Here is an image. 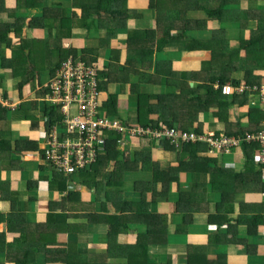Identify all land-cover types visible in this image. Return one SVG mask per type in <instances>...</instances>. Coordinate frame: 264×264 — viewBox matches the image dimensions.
I'll return each instance as SVG.
<instances>
[{
    "label": "trees",
    "instance_id": "obj_1",
    "mask_svg": "<svg viewBox=\"0 0 264 264\" xmlns=\"http://www.w3.org/2000/svg\"><path fill=\"white\" fill-rule=\"evenodd\" d=\"M174 1L176 2L169 0L150 1L149 6L154 9L155 16H160L159 19L155 18L156 24L160 19H163L164 24L161 28L155 31L143 24L146 30L137 29L127 34L125 21L133 16L127 8V0H71L68 3L69 6L71 5L69 11L65 9V3L54 0L52 2L50 0L49 2L48 0H0V14H7L10 19H13V22L10 23H0V56L2 59L4 58V62L6 61L5 66L12 69L14 74L18 70L20 72L24 69L28 71L31 79L35 71V68L33 69L30 66L33 65V55L36 51H44L46 57L49 55L51 58L56 55L59 63L66 62L69 58H72V65H76L78 62L83 63V60L91 61L88 64H83L85 67H94L96 71L94 74L97 81L96 92L98 99L102 101L105 116L119 118L120 105L128 103L127 101H121V96L133 100L137 98L138 110L136 117H134V122H137V124L126 125L119 120L127 128L125 133L107 130L104 135L107 141L106 151L98 153L95 163L77 173L84 172L90 175L93 173L96 176H105L108 197L117 196L121 198L125 196L122 191L124 175L129 177L130 174L137 171H141V173L149 171V175L153 173L151 184H143L140 187L141 195H138L137 192L132 195L134 197L140 196L139 199L142 204L138 211L133 212V216L106 218L113 226L119 225L118 230L111 226L112 236L114 237H118L119 233L123 232L128 235L131 234L132 230H130L129 224L133 221L137 220L138 225L146 226V230H139L136 233L135 244L119 245L116 238H114V242L111 244V248H114L113 251L103 259H90L86 257V254L70 253L68 255L61 253L60 248H51L56 246L53 244L51 246L47 244L43 247L41 242L36 244L28 241V238L32 235L31 230L25 234V238L24 233H22L25 241H18L11 247L14 249L10 251L14 258H11L9 254L7 260L13 264L33 263L42 254L45 257L44 262L56 264L176 263L170 256L166 262L158 261L160 255H154L151 258L148 248L151 241L155 242V246H165L170 244V238L176 241L175 234L185 233V235H188L186 226L192 220L193 215L191 214H203L206 211L204 210L205 205L200 203L201 201L195 205V192H191L190 183V189L182 191V181H187L185 180L187 174L206 176L208 182L207 184H201L202 187L221 197V201L216 205V212L221 215V220L218 221V226L214 227L220 229L233 221V225L229 226L233 234L232 238L223 237L222 235H216L217 238L207 236V243L202 244L198 250H193V244H189L190 255L186 257L187 264H227L225 254H217L215 259L209 261L207 255L212 253L209 248L211 246L243 245L248 240L236 238L239 226L246 227L251 232H255L258 225L263 226L264 216L252 217L253 214L261 213L264 210V204L258 205L252 200L253 197H260L261 193H264V170L254 162L253 158L254 149L259 144L246 140L240 146V150L245 156L243 167L240 168L239 172L227 170L225 167H221L220 161L217 160V157L224 153L223 150L218 154H210L213 147H210L205 139H207L212 128L210 125H202L201 118L205 112H208L215 123L225 126L224 132L228 138L241 137L245 133L247 136L250 134L249 132L254 133L259 130L255 125L252 129L250 128V131H246L241 123L246 119V116H236L234 113V106L249 107L248 94L243 97H225L221 92H217L213 85L216 82L225 84L232 81V79H234L233 84L235 86L241 84L261 85L259 79L253 77V73L264 74V0ZM12 3H15L17 7L14 12L10 11ZM23 9H35L41 16H33L28 26L24 28L26 18H20L22 16L17 14V11L21 14ZM166 9H168L166 17H162ZM170 11L171 15L169 16ZM201 11L205 12L208 18L203 19V21L189 18L190 12L198 13ZM251 11H258L259 14L252 18ZM259 11H262V13ZM103 14L107 19L103 18ZM139 15L140 13H137L132 18L141 19L143 16L137 17ZM91 17L94 18V21L92 20L94 25L90 22ZM211 17L217 24H221V27L214 31L212 42H201L197 38L191 39L189 37L185 42L183 38L186 37V33L197 36L208 30L210 25L208 20ZM253 22H256L255 27H252ZM77 27L84 29L85 33L86 31L90 33L86 36L85 34L82 36L77 35L73 32L74 28ZM25 29L27 31L40 30L41 35L35 37L26 32ZM227 29H230V33ZM54 30L56 31L55 34ZM173 30H178V33L174 35ZM242 32H245L244 38ZM220 33L227 36L228 40L232 35L240 33V39H236L238 40L236 42H230V39L228 42L231 46L225 50L218 37ZM76 37H79V39ZM85 39L89 42H85ZM93 39L100 40L97 42V46L93 45ZM124 40H126L127 45L119 43V41ZM66 42H71L70 48L64 46ZM114 42L117 43L116 47L111 46L114 45ZM177 42H184V50H178V52L182 57L187 58L189 62H198L200 65L198 71L177 70L175 68L178 67H175L173 63L160 61V55L168 48L169 44L175 45ZM16 44L20 46L18 49L13 47ZM51 44L53 48L49 49L48 47ZM77 48H81L79 53H77ZM7 50H11L9 58H6L5 55ZM107 52H110V54L108 56L104 55ZM78 54H80V57L77 59ZM54 68L53 72L58 67ZM241 76L242 80L240 79ZM190 84L195 86L191 87ZM111 85L120 86L121 94L112 92ZM153 85L158 86L160 91L165 87L167 91L168 88H172L174 91L168 95L162 92L159 96L143 92V89ZM126 86H129V88ZM20 89H22V85ZM127 89L128 95H125ZM42 91V95L46 97L49 92L48 87L43 88ZM143 99L145 102L142 101ZM257 112L256 110L249 112L250 122L252 116L259 118ZM45 113L47 119H50L48 124L51 125L59 120L53 110L48 108ZM6 120L7 111L0 104V161L9 151L8 159L13 155L9 150L10 143L6 139L7 135L2 132L6 129L4 127ZM148 127L150 129L155 128L153 130H173L179 135L187 134L191 136L193 134L196 140H189L188 142L177 140L179 143H172L168 140L160 141L153 139L151 136H138L130 132L131 128L143 129ZM200 137H202V141L198 140ZM128 140H137L139 143L135 141L131 145ZM120 143L121 145L125 144L126 150L121 151ZM24 144L29 146L31 142ZM34 144L30 146V152L37 151L42 153L43 156V151L39 149L36 143ZM142 144H147V147H143ZM17 145L18 147L14 143L17 148L16 153H20L19 150H23V148L19 144ZM152 145L164 149L166 154L177 152V162L171 163L170 169L167 171L162 169L161 164L152 161V152L149 148ZM1 168L2 166H0V176ZM50 170L54 172L55 180L59 181L58 192L64 191L65 188L67 190L66 176L55 172L51 168ZM88 183L91 184V182ZM1 184H3V181L0 179ZM170 187L173 189L170 190ZM202 187L197 192L200 200ZM0 191H2L1 188ZM171 193H177L180 197L188 200L187 208L182 211L185 216L182 218L183 222H179L181 225L184 223L180 229L174 227L168 217L150 211L151 207L157 208L162 205L161 203H166V196ZM69 195L73 197L69 204L67 205L66 202L58 203L55 205L54 210L60 209L62 213L66 212L69 217L74 218V215H69V212L72 213L71 210L82 212L79 207L74 205V201L79 197V194L70 193L68 197ZM61 200L64 201L65 199ZM247 200H249V203ZM225 205H230L232 210L222 208ZM126 206H128L127 203L123 204L121 202L116 206V211L126 213ZM90 211L94 212V207ZM178 214L180 216L182 213L178 211ZM14 216L18 217L15 220L16 225L23 224L28 228L33 226L27 224L24 213H17ZM89 219L92 220V218ZM255 222H258V225ZM34 231L39 233L38 230ZM2 236L0 234V237ZM207 244L210 246H207ZM122 246L127 250L125 258H123ZM53 251L58 252L55 258L49 254ZM157 261L160 263H157Z\"/></svg>",
    "mask_w": 264,
    "mask_h": 264
},
{
    "label": "crops",
    "instance_id": "obj_2",
    "mask_svg": "<svg viewBox=\"0 0 264 264\" xmlns=\"http://www.w3.org/2000/svg\"><path fill=\"white\" fill-rule=\"evenodd\" d=\"M52 1L50 0V2ZM54 1L61 2L63 4L65 3V9H67L68 11L70 10L71 5L69 6L68 3L71 0ZM149 5V0H145V3L140 4L139 7H142L143 9L138 10V12L140 13V11H143V19H138L137 21H135L136 25H132L131 29L137 30L139 28L137 26H142L143 24H146L147 26L150 24L149 28H153L154 24L156 23V16L154 9L150 8ZM10 10L13 12L17 10L15 3H12L10 5ZM29 10H21V15H25ZM31 11L33 13L38 12L35 9ZM17 14L20 15L19 11H17ZM197 14V16L194 15L192 17L196 19L198 17H201L200 20L202 21L203 19L208 18L206 13L203 11L198 12ZM203 14L205 15V17H203ZM33 15H30V17H33ZM28 19L30 18L26 17V23L23 26L24 28H26L29 24ZM90 20L91 24L94 25V18L91 17ZM208 21H210L211 28L215 29V25L217 23L213 20V17L209 18ZM10 22H13V19H10L7 14H0V23L6 24ZM218 25L221 27V24H217V28H220L218 27ZM217 28L215 30H217ZM232 28L234 29V27ZM212 29L203 31L197 36H194V34L192 33H186V37H189L191 39L197 38L199 41H201V39L212 35L211 38L207 40L210 41L214 36V30ZM25 30L35 37L41 35L40 30ZM173 31H176L175 34L178 33V30ZM26 32L24 33V35L26 34ZM242 33L244 38L245 32ZM239 37L240 33L234 34L230 42L238 41L236 39H240ZM66 43H64V46L66 45ZM177 43H181V47H183L184 42ZM177 43L175 44V46H177ZM175 46H171L166 49H171V51L179 50V47ZM13 47L15 49H18L20 46L19 44H16ZM183 50L184 47L180 51ZM10 51L11 50L6 51V58L10 57ZM3 59L0 56V93L4 95L2 97V95L0 94V103L4 105L3 107L7 111L6 124H9L10 127L9 130L5 129L2 132L7 135L6 139L9 140L10 143L9 150H11V153H13V155L8 159V156L10 154L9 151V153H7L0 161V166H2L0 179L3 181V184L0 185V188L2 190L0 191V198H2L0 199V234L3 235L2 237H0V264H13L9 260H7L9 254L11 258H14L12 253L10 252L14 249H12L11 247L18 241H23L25 238V234L29 233L31 230L32 235L28 238V241L34 242L36 244H39L41 242L43 247L47 244L50 246L53 244L56 246H52L51 248H60L61 253H65L68 255H70V253H75L77 255L86 254V257L90 259H103L108 253L113 251L114 248H111V244L114 242V238H116V242L119 245L135 244L136 233H138L139 230H146V226L138 225L137 220L133 221L129 224V228L130 230H132L131 234L128 235L123 232L119 233L118 237H114L112 236L111 226L114 227L115 230H118L119 225L116 224L115 226H113V224L106 219L107 217L122 218L126 216H133V212L139 210V208H137L138 206H135L133 208H129V205L126 206V213L116 211V206L121 202L125 204L127 201L132 202L135 200H130V196L128 194L123 196V198L117 196L108 197V195L106 194L108 187L106 186L107 183L105 181V176H96V174L93 173H91L90 175L84 172L73 174L72 178L76 176L78 181L77 183H75L71 176L66 177L67 181L65 182V184L66 186H68L67 190L65 188L64 191L58 192L57 186L59 184V181L55 180V174L52 170H50L49 165L44 161L42 153L37 151L30 152V146H33L35 144L33 141L26 140L25 138L34 135L35 131H39L41 129V126L44 127L45 130L47 128L42 118L45 116L47 117L45 110H48V104L44 99H42V96H44L42 95V89L50 85V80L53 75V68L60 66L61 62H58V57H56V55H53L49 60L48 56L47 58L45 57L43 51H36L33 55V65H30L33 69L35 68L34 74H32L33 76L31 79L28 71H25L24 69L20 72L18 70L14 74L12 69H9L5 66L6 61L4 62ZM43 64L51 66L48 70L47 80H44V78L39 74L41 66ZM36 69H38V73L36 72ZM240 79L242 80V76ZM232 81H234V79H232ZM21 85L22 89H20ZM261 86H264V81L261 82ZM38 104L42 105L39 106ZM9 112H15L17 115H13L14 118L13 116H10L8 118ZM33 125L35 126L33 127ZM16 135L18 136V138H16ZM23 139L26 141V143L31 142V144L29 146L27 144H24V142H22ZM14 143L17 147V144H19L23 148V150H19L20 153H16L17 148L14 146ZM142 146L147 147V144H142ZM38 147L42 151V149L45 147V142L44 147H40L39 145ZM149 148L152 152V161L164 166V170L166 171L170 169L169 167L171 163L174 164L178 160L177 152L166 154L164 149L159 148V146L157 145H152ZM158 157H160L161 159L164 158V160L159 161ZM230 157L231 156H229L228 161H234L235 163V159L233 157ZM26 163L36 164H32L30 165V167L24 168L23 166ZM138 172L141 173V171H137L136 173L130 174L129 177L128 175H124V179H132ZM151 175L149 180L150 182L153 181ZM186 176L187 178L190 177V180H187L186 178L185 180L187 181H182L181 187H183L184 189H182V191L190 189L189 183L191 184V187L194 186V182L197 180H192V177H200L202 179L201 184H207L208 182L207 177L202 174H187ZM87 181L91 182V184ZM125 186L126 182L124 181L122 190L123 193ZM171 186L173 187V185ZM172 189L173 188H171L170 190ZM201 192L202 193L200 197H207V204H209V207L204 208V210L206 211L203 212V214L193 215L191 222L187 224L186 227L188 229L192 228L197 236H194L193 240L191 241L190 237L188 235H185V245L183 246V250L181 249V247H178L175 250L176 254L174 253L176 259L174 260L175 262H177V264H187L186 259L185 261L181 260L179 255H185L186 253L187 255H190V249L188 247L189 244L194 245L196 242L205 243L207 240V236H210L211 238H217L215 237L216 235H222L223 237L226 236L227 238H232L233 236L231 230L229 229V226L233 225V221H231L229 225H225L218 229L214 226H218V221L221 220V215H218L215 212H213L212 216L208 215L210 214L211 209H214L216 211V205L221 201V197L217 194H213L209 189L204 187H202ZM70 193L79 194V197H77L74 201V205L76 207H79L82 212H78L75 210H71L72 213L69 212V215H74L76 218L69 217L66 212L62 213L60 209L54 210L55 205L58 203L66 202L67 205L69 204V201L73 198L70 195L68 197V194ZM134 198H137L136 200H138V197ZM61 199L65 200L62 201ZM92 207H94V212L90 211ZM157 208L163 209L164 205H160ZM17 213H24L26 215L27 224L33 225L34 227L32 226L28 228L23 224L16 225L15 220L18 217L14 216V214L17 215ZM163 214H166V212H163ZM167 214H171V216L173 217L168 218L174 227H176L177 229L183 227L184 223L183 225H181L179 222H176L174 215L171 212ZM259 215L264 216V210H262L261 213L257 212V214H253V217L255 218V216ZM89 218H92V220H90ZM257 223L255 222L256 225H258ZM213 227L217 230L212 231ZM243 228L245 232L247 228ZM34 230H38L39 233L35 232ZM257 231H259V233H257ZM257 231V234H255L253 238H250L246 244L242 245L243 247H247L248 254H239L240 250L237 249V246L240 245L211 246L209 248V251L212 253L207 255V259L209 261H212L213 259H215L217 254H221L220 249L222 247H228L233 248L232 251L234 252L231 253L232 256H229L227 264H264V250L259 248L261 239L264 237V224L263 226L258 225ZM22 233H24V238L22 236ZM196 238L197 240L194 241V239ZM170 241V244L165 245L171 247L169 253L165 250V246H155V242L151 241L148 248L151 258L154 257V255H168L171 251L173 254L174 243L176 241L171 238ZM27 244H29V242H27ZM214 251L216 254L213 253ZM122 252L123 258H125L127 250L124 246H122ZM49 254L54 256L55 258L58 252L53 251L49 252ZM44 261L45 257H43L42 254L41 257H39L35 262L28 264H45L46 262ZM46 264L56 263L49 262Z\"/></svg>",
    "mask_w": 264,
    "mask_h": 264
},
{
    "label": "built area",
    "instance_id": "obj_3",
    "mask_svg": "<svg viewBox=\"0 0 264 264\" xmlns=\"http://www.w3.org/2000/svg\"><path fill=\"white\" fill-rule=\"evenodd\" d=\"M67 62H62L52 76L49 92L45 101L50 108L56 110L59 120L55 122L48 134L45 135V149L43 159L55 172L66 177L80 172L96 161L98 153L106 151L107 141L104 138L107 130L125 133L127 128L119 121H112L105 116L102 109V101L98 99L96 92L97 81L94 74L87 71V67L80 68L79 65H72L68 68ZM92 87V88H91ZM258 96V102H251V108L261 110L264 114V86L242 85L232 87L230 85L222 88L225 96L235 95ZM102 109V111H101ZM101 111V113H100ZM134 135L140 134L154 137L156 132H162L160 138L172 143H179L177 140L188 142L195 140V135H179L173 130L150 129L147 135L141 128H131ZM145 133V134H143ZM153 134V135H152ZM255 142L259 145L254 149V162L264 170V130L250 133L243 139L228 138L221 135L218 139L207 138L205 141L212 143L213 150L210 154H221L223 157L232 156L235 148L240 147L245 141ZM235 163L227 162L225 168L233 169ZM264 197V193L262 194Z\"/></svg>",
    "mask_w": 264,
    "mask_h": 264
},
{
    "label": "rangeland",
    "instance_id": "obj_4",
    "mask_svg": "<svg viewBox=\"0 0 264 264\" xmlns=\"http://www.w3.org/2000/svg\"><path fill=\"white\" fill-rule=\"evenodd\" d=\"M149 1L152 2V1H157V0H149ZM169 1L176 2L174 0H169ZM48 2H49V0H48ZM141 3H145V0H127V8L129 9V13H132L133 14L132 17H134V15H136L137 13H139L138 10H142L143 9L142 7H139ZM263 8H264V4H263ZM167 12H168V9L165 10V13L163 14L162 17H166ZM259 12L262 13V11H259ZM143 14H144L143 11H140V15L137 16V17H140ZM258 14H259L258 11H251L250 12V15H252V18L255 15H258ZM30 15H33V16H36V17H40L41 16V14H39V12L33 13L31 10H29L25 15L24 14L21 15L22 17H20V18L29 17L30 19H32V17H30ZM170 15H171V11L169 12V16ZM194 15L197 16L198 14L197 13H190L189 16H190V18H193L192 16H194ZM132 17L129 18V19H127L125 21L127 34L129 32L135 31V30H133L131 28H132V25H136L135 24V21H137L138 18L133 19ZM203 17H205L204 14H203ZM103 18L104 19H107L106 16H105V14H103ZM142 18L143 17H141V19ZM156 18L159 19L160 16H157ZM197 19H201V17H198ZM30 21L31 20H29L28 22H30ZM163 24H164L163 23V19H160L159 22H158V24L155 23L154 26H153V28H151V29H154L156 31L159 28H161ZM149 25H148V27H149ZM255 26H256V22H253L252 27H255ZM137 27H139L138 29H140L141 31L146 30V27L144 25L137 26ZM218 27H220V26L218 25ZM92 28H94V27H92ZM216 28H217V24L215 25V29ZM209 29H212L211 28V24L209 25ZM215 29H212V30L216 31ZM94 30H95V28H94ZM227 30L230 33V29H227ZM55 32L56 31L54 30V34H55ZM73 32L76 33L77 35H80V36H82L84 34L86 36L87 34L90 33V32H87V31L85 33V31L81 27L74 28ZM47 33H48V31H47ZM172 33L175 34L176 31H173ZM211 36H208L206 38L201 39V42H207L208 43L207 40H209L211 38ZM232 36L230 38L231 40H232ZM218 37L220 39V42L223 44V48L225 50L228 49L231 46L230 43L228 42L230 39L228 40V37L227 36H225L222 33H220V34H218ZM52 38L54 39L53 36H52ZM76 38L79 39V37H76ZM213 38H214V36H213ZM28 39L31 40L30 38H28ZM212 39L210 40L211 42H212ZM73 40H74V38H73ZM187 40H188V37L185 38V42ZM92 41L94 42L93 45L97 46L98 45L97 42H99L100 40L99 39H93ZM85 42H89V40L85 39ZM120 42H121V44L127 45L125 43L126 40L119 41V43ZM70 43L71 42H67L65 46L67 48H70ZM115 45H117L116 42H114V45L112 44L111 46L112 47H116ZM51 46H52V44L48 48L49 49L50 48H53ZM170 46H175V45L169 44L168 47H170ZM85 47H88V46H85ZM175 47H179V51L183 49V47H181V43H177V46H175ZM88 48H91V47H88ZM213 48H215V46H213ZM76 50H77V53H79L80 50H81V48H77ZM43 53H44V51H43ZM109 54H110V52H107L104 55L108 56ZM79 57H80V54H78V57H76V58L78 59ZM160 58H161L160 61L173 63V65L175 67H178V68H175L177 70L178 69H184V70L193 72V71H198L200 69V65L198 64V62H189V60L187 58L181 56V54L178 52V50L171 51V49H166L160 55ZM48 59L50 60L49 55H48ZM66 62L69 64L68 68L70 69L72 67V63H71L72 62V58H69ZM89 62H91V61H84L83 60V63L84 64H88ZM83 63L78 62L76 65H79L80 68H82V67H85ZM50 67H51L50 65L43 64L41 66L40 72L38 71V69H36V72L37 73L39 72V74L44 78V80H47L48 79V70L50 69ZM132 69H134V68H132ZM56 70L57 69H55V71L53 72V75L52 76H55L56 75ZM151 70H152V68H151ZM87 71L88 72H91L92 71L93 74L96 73V71L94 70V67H87ZM253 77H255L256 79H259L260 83L264 81V75L261 74V73L260 74L259 73L258 74H254L253 73ZM218 84L219 83L216 82L213 85V88L216 89V90H218L219 89V88H217ZM190 86L191 87H194L195 85L194 84H190ZM126 87L129 88V86H126ZM110 89L114 93H117L119 95L121 94V88L118 85H111L110 86ZM163 89H166V87L163 88ZM163 89H161V91H160L158 86H154L153 85V86L148 87L147 89H143L144 90L143 92L146 93V94H149V95L150 94H153L155 96H159L160 93H162V92H164V94L168 95L169 93H173V91H174L172 88H168V91H166L167 89L166 90H163ZM124 94L125 95H128V89L126 90V92ZM121 97H122L121 98V101H127L128 103H125V104H121L120 105L121 112H120L119 118H112L111 117L110 120H112V121H119L120 120L121 122L125 123L126 125L127 124H130V125L137 124V122H134V117H136V113H137V110H138V108H137V102H136V99L137 98H135V100H133V99H130L129 97H126V96H121ZM234 97H239V96H236L235 94H232L231 96H229V98H234ZM254 98L256 99V97H254ZM42 99H44V96H42ZM249 99H250V101L254 102V100H251V99H253L252 96ZM142 101L145 102L144 99ZM248 104L251 105L249 101H248ZM1 105L4 106L3 104H1ZM38 105L40 106L42 104H38ZM233 108H234V113L236 114V116H246V119L241 122L243 128L246 131L247 130L250 131L255 125H257V127L261 131L264 130V114H263V112L261 110H259L257 112L258 115H259V118L256 117V116H252V119H251V122H250V118L248 117V114H249L250 111H253L254 110L253 108L246 107V106H243V107L234 106ZM13 115H17V114L15 112H9L8 118L10 116H13ZM13 118H14V116H13ZM42 120L44 121V124H46L45 117H43ZM201 122H202V125H210L211 128H212L211 129L212 131L209 132L207 138L218 139V138H220L221 135H224L225 137H227L226 136V133L224 132L225 131V126L223 124L215 123L211 119L210 114L208 112H205L204 113L203 117L201 118ZM4 127L6 128V130H9L10 125L9 124H6ZM28 128H29V126H28ZM149 128L150 127L143 128V130L146 131L145 133L147 135H151V133H152V132H150V133L147 132L149 130ZM153 129H155V128H153ZM145 133H143V134H145ZM249 133H251V132H249ZM45 134H46V130L44 129V127L41 126V129L39 131H35V134L34 135H32L31 137L25 138V139L26 140H29V141H33L34 143L38 144L40 147L41 146L44 147ZM245 134L244 135H241V137H233V138L243 139L246 136ZM137 135L138 136H141V133L140 134H137ZM161 135H165V134L162 133V132H156V134L153 137V139H157V140L163 141L164 139H161L160 138ZM16 138H18L17 135H16ZM198 140L199 141H202V137H200ZM128 141L130 142L131 145L133 143H135V141H136V143H139V142H137V140H133V141L128 140ZM22 142L26 143V141L24 139L22 140ZM206 143L209 144L210 147H213L212 143L207 142V141H206ZM124 145L125 144H122V145H121V143L119 144V147H120L121 151L126 150V147ZM240 149H241V147L235 148L233 150L232 154H231L232 155L231 157H233L235 159V164L236 165L233 164L234 167L232 169L235 172H239L240 168L243 167V164L245 163V156L243 155V152ZM207 154H208L207 156L209 157V153L208 152H207ZM228 159H229V156L223 157L222 155H219L217 157V160L220 161L219 164H220L221 167H224L225 166L224 163L226 164L228 162ZM158 160L159 161H163L164 158L161 159L160 157H158ZM32 164L35 165L36 163H26V164H24L23 167L24 168H27V167H30V165H32ZM111 168H112V166H111ZM162 169H164V166H162ZM151 174H153V173H151ZM72 176H71V178H72ZM39 178H40V176H39ZM72 179L75 181V183L78 182L76 176L73 177ZM149 180H150L149 171H147V173H139L138 172L134 176V178H132V179H127V178L124 179V181L126 182V186L124 188L125 195L128 194L130 196V200H135V201H132V202H129V201L126 202L129 205V208H133L135 206H138L137 208L140 209V207L142 206V204L140 203V199H139L140 196H138V200H136L137 198H134V196H132V195L135 194L136 192L138 193V195H141L140 187H142L143 184H151V182ZM187 180H190V177H188ZM192 180H197V181L194 182V186H192V188H191V192H195V195H194L195 205L199 204V202L201 201L200 203H202V204L205 205L204 208H208L209 207V204H207V197H205V198H202L201 197V200H200L199 197H198V195H197L198 189H200L202 187V185H201L202 179L200 177H192ZM134 187H135V190L136 191L134 190ZM171 187H170V189H171ZM262 194L263 193H261V195H260L261 198L260 197H254L252 199L258 205L264 203V198L262 197ZM166 199H167L166 203H161L162 205H164V208L163 209H158L156 207H151L150 211H154L155 213H157L159 215H162V216H166V217H172L171 214H167V213L171 212L174 215L175 220L178 221V222H180V223H182L183 222L182 218H184V216H185V213H183L182 211H184L187 208V204H188L187 202H188V200H186L183 197H180L176 193L167 194ZM247 202L249 203V200H247ZM222 208H224L226 210H228V209L232 210V207L230 205H225ZM178 211L182 213V214H180V216L178 214ZM163 212H166V214H162ZM213 212H215L217 214V212L214 209H211L210 210V214H208V215H211L212 216L213 215ZM224 214H225V212H224ZM191 215H196V214H191ZM252 217H253V215H252ZM215 230H217V229H215L213 227L212 228V231H215ZM256 231L257 230H255V232H253V231L251 232L247 228V230L244 232V228L242 226H239L238 227V235H237L236 238L239 239V240H242V239L245 240V239H247L249 241L250 238H253V236L255 234L259 233V231H257V233H256ZM243 232H244V234H243ZM188 236L190 237V239L192 241L193 238H194V236H197V235L195 234V231L192 230V228H189L188 229ZM174 238L176 239V242L174 243V252H173V254H172V251H171L170 254H168V255L160 256L158 261H160V262H162V261L163 262H166L169 259L168 258L169 256L171 257V259L174 260L175 259V256H174L175 250L178 247H181V249L183 250V246L185 245V233L175 234ZM196 240H197V238L194 239V241H196ZM205 243H207V242H205ZM205 243L196 242L193 245V250H198L199 247H201V245L202 244H205ZM238 244H240V243H238ZM261 244H263V245H261ZM261 244L259 245V248L262 249V250H264V237L261 239ZM207 246H210V245L207 244ZM237 249L240 250L239 254H242V255L248 254L247 247H243L242 245H240V246H237ZM165 250L169 253V251L171 250V247L170 246H165ZM232 250H233V248L222 247L220 249L221 255H224L225 254L227 256V260H228L229 259V256H232L231 253L234 252ZM213 253L216 254L215 251ZM179 257L181 258V260H184L185 261V259L187 257V253L185 255H179ZM225 260H226V258H225ZM158 261H157V263H160ZM174 264H177V262L174 263Z\"/></svg>",
    "mask_w": 264,
    "mask_h": 264
},
{
    "label": "clouds",
    "instance_id": "obj_5",
    "mask_svg": "<svg viewBox=\"0 0 264 264\" xmlns=\"http://www.w3.org/2000/svg\"><path fill=\"white\" fill-rule=\"evenodd\" d=\"M219 84H218V86H217V88H219L218 90H216V91H218V92H221V94H222V88L224 87V86H227V85H230V86H232V87H240V86H242V85H244V84H241V85H239V86H235L234 84H233V81H230V82H228V83H225V84H222V83H220V82H218ZM249 86H253V85H249ZM258 86H261V85H258ZM48 87V86H47ZM246 94H248V93H246ZM223 95V94H222ZM223 96H225V95H223ZM236 96H239V97H243L244 95H236ZM252 96V98L253 99H255L254 97H256V101L258 102L259 100H258V96H256V95H250V94H248V97L250 98ZM225 97H229V96H225ZM253 99H251V100H253ZM44 100H45V97H44ZM249 102L251 103L252 101H250L249 100ZM248 106L250 107L251 105H249L248 104ZM48 108L49 109H51V110H53L54 111V113H55V115L58 117V114H57V112H56V110L55 109H53V108H50V106H49V104H48ZM248 109V108H247ZM254 110H256V109H254ZM256 111H259L258 109L256 110ZM45 119H46V126H47V128H46V134L45 135H47L48 134V130L50 129V126H52L53 124H55V122H53L51 125L50 124H48V122H50V119H47V117L45 116ZM142 129V128H141ZM44 149H45V147L42 149V151H43V155H44ZM232 162H234V161H232ZM225 167V166H224ZM225 169H227V168H225ZM227 170H232V169H227Z\"/></svg>",
    "mask_w": 264,
    "mask_h": 264
}]
</instances>
